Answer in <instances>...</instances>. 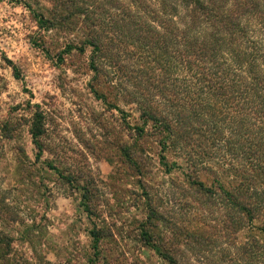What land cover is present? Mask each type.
<instances>
[{
	"label": "rangeland",
	"instance_id": "1",
	"mask_svg": "<svg viewBox=\"0 0 264 264\" xmlns=\"http://www.w3.org/2000/svg\"><path fill=\"white\" fill-rule=\"evenodd\" d=\"M145 1L159 9L160 0ZM51 9L50 0L0 1V197L16 220L3 224L11 238L4 264H170L152 243L174 264H260L262 251L250 248L264 237L247 223L234 234L224 227V209L197 205L184 171L167 170L184 161H162L158 141L136 129L138 107L107 87V74L95 85L89 32L77 20L41 25L54 18ZM38 113L39 157L30 133ZM127 146L137 166L125 157ZM213 159L206 162L217 168L221 158ZM202 179L210 185L214 176ZM151 213L156 220L147 224ZM95 228L103 234L98 257Z\"/></svg>",
	"mask_w": 264,
	"mask_h": 264
},
{
	"label": "trees",
	"instance_id": "2",
	"mask_svg": "<svg viewBox=\"0 0 264 264\" xmlns=\"http://www.w3.org/2000/svg\"><path fill=\"white\" fill-rule=\"evenodd\" d=\"M50 2L54 18L42 17L41 25L69 27L77 20L89 32L95 85L107 74V87L138 107L143 124L136 129L158 141L162 161L166 155L184 161L183 168L174 162L167 170L184 171L197 205L224 209V227L234 234L247 223L264 237V0H160L157 10L145 0ZM94 91L107 99L98 88ZM43 120L42 113L35 114L30 130L38 157ZM123 148L137 166L131 147ZM237 154L243 164L228 162ZM213 158H221L217 168L206 162ZM206 175L214 176L212 184L202 179ZM11 211L0 197L3 264L11 251L3 224L16 221ZM90 235L98 257L102 230L95 228ZM143 236L152 243L148 232ZM252 240V254L264 255V242ZM151 245L175 263L160 244ZM259 263L264 264V256Z\"/></svg>",
	"mask_w": 264,
	"mask_h": 264
}]
</instances>
